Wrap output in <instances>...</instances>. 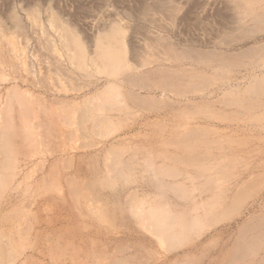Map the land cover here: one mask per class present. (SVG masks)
Here are the masks:
<instances>
[{"label":"bare ground","instance_id":"bare-ground-1","mask_svg":"<svg viewBox=\"0 0 264 264\" xmlns=\"http://www.w3.org/2000/svg\"><path fill=\"white\" fill-rule=\"evenodd\" d=\"M186 1L202 5L201 0ZM260 1L220 0L228 8L215 9L226 24L218 28L225 32L220 40L228 45L263 32ZM136 6L142 21L154 25L161 21L152 14L173 22L181 7L178 0ZM21 19L15 15L14 28L30 40ZM57 21L56 40L33 28L43 48L30 51L38 59V76L27 56L28 41L15 39L0 20V76L10 67L15 80L56 91L53 86L63 78L78 81L77 70L92 79L82 80L77 90L96 86L80 100L27 98L30 88L19 92L18 82H8L4 91L0 87V264H49L41 259L45 256L53 264H264V155L255 158L264 154L255 140L264 138L242 136L248 127L239 121L249 115L256 125L264 122V56L255 53L264 43L221 54L194 47V39H187L193 46L188 47L157 32L147 33L150 49L143 52L144 45L126 39L122 23L112 24L90 44ZM147 26L132 24V32L139 34ZM154 58L170 64L162 61L144 69ZM232 67H247L246 77H231ZM241 81L246 85L235 89ZM215 84L221 85L220 98L201 97L202 103L190 98ZM155 89L162 98L151 93ZM139 110L143 114L136 118ZM122 120L131 122L123 127ZM222 122L231 131L242 129L227 134ZM79 138L80 145H73ZM39 144L49 154L38 152L37 157L31 147ZM59 167L65 171L56 172ZM54 174L61 177L58 182L51 178ZM64 185L67 192H62ZM53 207L63 214L70 209L79 219L77 230L56 211L50 215L47 210ZM131 226L138 231H130Z\"/></svg>","mask_w":264,"mask_h":264},{"label":"rangeland","instance_id":"rangeland-1","mask_svg":"<svg viewBox=\"0 0 264 264\" xmlns=\"http://www.w3.org/2000/svg\"><path fill=\"white\" fill-rule=\"evenodd\" d=\"M6 1L5 0H2L1 1L0 0V2H1L0 5L2 4L0 6V20L3 22L4 26L8 30L9 34L10 33L14 34L15 39L18 37L17 40H19L21 42L23 40H27L28 41L27 44H28V47L29 48H27V50H28L27 56H29L28 59L31 62L34 63V69H35V72H36V74L38 76L41 75V74H39L38 59H35V57L33 56V52H30V51H32V49L34 47L41 45L40 42H38V40L35 41L36 40L35 38L37 37V34L40 33V29L42 30L41 33L43 35H45V36L47 35V37L52 38V40H56V38H59L58 36L60 34V28H57V27L55 28V26H58L59 25V24L57 25V23H58L57 20H59L60 25H62V26H66L67 25V27H71V29H73L75 32H77V34L80 37H82V39H83L84 42H87V43L89 42L90 44H92V42H94L93 39H95L96 37H98V35L101 37L104 34H107L108 32H106V31H108V30H110L112 28V24L113 25H120L121 26V23H122V26H124V29H125V32H126L125 33L126 34V39H129L130 38L135 43L138 42V45L139 46H143L144 45L143 46L144 48L141 47V49L144 50V51L142 50L143 52H145L146 50L149 51L148 49H150V47H146V45H147L146 44V42H147L146 36H148L147 33H149V34H155L157 32L158 33L160 32L162 35L165 34V33H166L165 35H169L170 34L169 37L170 38L172 37L171 39L176 40L181 45H184V46L187 45L188 47H191L192 45L186 43L187 42V39H194L196 41V44L193 45L194 47L197 46L198 48H200L202 50H204V49L205 50H211L212 48H214V49H217L218 51L220 50L219 52L221 54H225V53L226 54L235 53L236 51H240L242 48L244 49L245 47L247 48V47L254 46V45H258L259 46L262 43H264L263 42L264 41V37H263L264 36V34H263L264 31L263 32H259V33H257L256 35H253V36L245 37L243 40L231 41L230 43H228V45H227V43H224L222 40H220L225 35V32H222V31L218 30V28H220V26L224 27V25H226V24L224 23V19L223 18H219L218 16L216 17V15H215L216 10L215 9H217L219 7L220 9L222 8V9L228 10V8H225V5L223 7V4L220 3V0L219 1L218 0L217 1L216 0H213V1L212 0H205V1L204 0H201V4L202 5H196V6L193 5V4H191V3H188V1H186V0H178L179 1V6H181L180 7V15L172 22V20L171 19L168 20V18L165 15H163V14H161L159 12H155L152 15L157 19L158 22L161 21L160 24L159 23L158 24L155 23V25H154V23H150L149 24L146 21H142V19L139 17V16H142V15L138 13V6H136L137 4H142V5H147L148 6V5H150L152 3L153 0H122L124 5L122 4V1H117V0H115L116 3H115L114 0H6ZM141 1H143V3H140ZM3 4L5 6H3ZM127 7L130 8V9H132V11H128L129 13L132 14V16H129L127 14V12H126L127 9H128ZM34 9H35V11H34ZM48 9H49V11H48ZM258 9L260 11L264 9V1L263 0L258 3ZM33 12L36 13V15L35 14L33 15ZM135 12L138 14V17L135 14ZM263 12H264V10H263ZM48 14H49V16H48ZM56 14L57 15L60 14L59 15L60 18L57 17ZM15 15H18L20 18L23 19V20L21 19L22 20V24H24V26L26 28L25 30L27 31V33L30 35V37L32 39H30V40L28 38L26 39L25 38V36H26L25 34H24L25 35L24 36L23 34H19L18 32H16L17 30H15L16 28H14V25H15V22H14ZM51 16H53V17H51ZM179 17H181V18H179ZM51 18H56V22L57 23L54 22L53 25H52L51 24V21H52ZM105 18H107V19H105ZM136 18H138V19H136ZM178 18L180 19V21H179ZM184 18H185L186 21L184 20ZM35 19L37 20V22H36ZM50 19H51V21H50ZM181 19H183L184 21L183 20L181 21ZM202 20H203V22H202ZM39 21H40V23H39ZM63 21H64V23H63ZM174 22H176V23H174ZM218 22H220V23H218ZM38 23H39V25H38ZM135 23H139V24L141 23V24H144V25H148L147 27H149V28H146V30H144L146 33L144 31H142L139 34L133 33L131 26H132V24H135ZM42 24H44L45 26L42 25ZM162 24H164V25H162ZM236 24L237 23H233V24H231V26H234ZM206 25H208V26H206ZM51 26H52V28H51ZM62 26H60V27H62ZM156 26H158V27H156ZM159 26H160V28H159ZM44 27L47 28V29L43 30ZM105 27H107V28H105ZM33 28H35L37 30L34 31L35 29L33 30ZM99 28H102V29L100 30ZM167 28H169L170 30L167 29ZM214 28H216V29H214ZM54 29H56L58 31H56ZM148 29H150V30H148ZM46 30L48 31V34L50 32V35L47 34V31ZM99 30H100V32H98ZM30 31L37 32V34H35L34 32L32 33ZM43 31H45L46 33H44ZM15 34L17 36H15ZM134 34L137 35L138 37L137 36L135 37ZM38 35L41 36V34H38ZM51 35L55 39H53V37ZM143 35H144V37H143ZM84 36H85V38H84ZM133 38L136 39V40H134ZM181 41H182V43H181ZM197 41H198V43H197ZM34 42H36V43H34ZM201 46H202V48H201ZM38 49L42 52L43 51L42 45L39 46ZM256 50H257V48H256ZM256 50H255V53H256V55H258L256 57L263 58V56H264V52H263L264 49L258 50V51H256ZM260 51H261V54H260ZM162 61L163 60H159V59L154 58V61L151 62V65H145L143 68L144 69L145 68L148 69L150 67L153 68V67L157 66L159 63H162ZM44 63H45L44 66L46 67L47 64H48V62L47 63L44 62ZM184 63H186V65ZM162 64H165L166 66H169L170 63L163 61ZM181 65L182 66H185V67L192 66V64H188V62H183ZM198 65H199V67L201 69H206V67L204 66V64H201V65L200 64H197L196 66H198ZM67 66H68L67 67L68 70H70V68H72V66L70 64H68ZM45 67H44V70L43 71H45ZM9 68L10 67H6V68H4L5 71L4 70L1 71V76H0V85H1L0 87H1V89L4 91V89H5L4 86L6 85V87H7L8 86V82H9V84H11L10 82H12V83H14V82L17 83L18 82V86H16V87H18V91L19 92H24L25 91V88H30L31 91L30 92H27V95H26L27 98H33V96L37 97L38 95H41V98H44L45 97L47 99H50V98H48L49 95L50 96L56 95L59 98L66 97L68 99H75V100L79 99L80 100L86 94L85 92L87 90L88 91H95L96 90V86L93 85V84L90 85V86H84V88L82 90H80V91L77 90V89H79L81 87L79 85L80 83L83 84L82 82H84L85 80L87 82L90 78H85L84 76L80 75V72H78L74 68L73 69L75 70V72H74L73 75H76L78 77V81L76 79H75L76 81H73L71 78H70V80H69V78L68 79L63 78V80H59L61 82L63 81V83H59L58 82L59 83V86H57V85L56 86H53L56 91H54V90L52 91L51 89L48 90V89H46V87L44 88V86L41 85V84H39L38 86L33 87V85L32 86L29 85L27 82L22 81V79H20L19 77H17L16 80H15L14 76L11 73V68L10 69ZM143 68H141V69L143 70ZM246 68L247 67H241V68H233L232 67V68H230V70L232 71V69H233L234 71H232L231 74H229V75L231 77H233L232 75H237V77H239L241 79H244L243 77H246V76H243V75H246L247 74L246 73ZM237 69H239V70H237ZM26 73H28V71ZM29 74L31 76V73H29ZM8 75H10V76H8ZM67 75H68V73H67ZM67 75L66 76L64 75V76L65 77H69ZM99 75L102 78V75L101 74H99ZM1 78H4V80H2ZM8 78L10 79L9 81H7ZM82 80H84V81H82ZM89 81H92V79H90ZM103 81H104L103 79L100 81L102 83H101V85L100 84L98 85L99 87H101L103 85V83H104ZM242 82L243 81H241L240 84H238L237 86H235V84H234L233 85L234 88L235 89H238V88H241L244 85H246L245 84L246 82H244V83H242ZM55 83H57V81ZM53 85H54V83H53ZM74 85H76V86H74ZM219 85L220 84L213 85L212 87H210L209 89H207L208 92H207V90L202 91V93L201 92H199V93L193 92V94L192 93L190 94L192 96V97L190 96V98H200V99H197L199 101L198 103L204 102V101H202L203 99H201V97L202 98H209V99L212 97L210 99L211 101H213L214 98H220V96L222 94L220 92V89H218L221 86V85L220 86ZM66 87L69 88V89H67ZM77 87H79V88H77ZM261 89L264 91V82L261 84ZM155 90L156 91H154V92L151 91V93H154L157 97H160V95L162 94L161 90H159V89H155ZM158 90H159V92H158ZM146 91L149 92V90H146ZM168 96H170V98H174L171 92L168 94ZM162 97H163V95H162ZM162 97H160V98H162ZM66 98H64L63 100H65ZM261 98H264V95L261 96ZM21 99H23V98H21ZM40 108L41 107L38 106V109H40ZM141 113L143 114V111L142 110H139L138 112H136V114L134 113V116H136V118H138L139 114H141ZM151 114H152V116H154V114L156 115V113H154V112L151 113ZM134 116H133V118H134ZM125 121L126 120L123 121V125H122L123 127L128 123L129 120H127L126 123L124 124ZM239 121H242V122H240V124L242 123L241 124L242 127H244V128L248 127V128H246L247 130H245V132H244V134L242 136L255 137V136L259 135L260 137H263L264 138V122H262V125H260V126L259 125H256L255 123H253L251 121L249 115H246L242 120H239ZM130 122L131 121H129V123ZM211 122L212 121H210L208 123H211ZM213 123H214V120H213ZM225 123L226 122H224V123L222 122V123H219V124H220V126H223L224 128L226 126V129L228 128V130L225 131L227 134H229V133L236 134L237 132L240 131V129H242V128H240L239 130H237V132H236V130L231 131L230 126L228 127V125L225 124ZM237 123H239V122H234L233 121L230 124L237 125ZM245 123H246V125H245ZM216 124H218V122L217 123L215 122L214 125H216ZM123 127H121V128H123ZM224 128H222V129H224ZM75 142H76V145H80V142H81L80 138L78 140H76V141H73V145H75L74 144ZM253 144H254V142H253ZM39 145H40V148H39L38 145L31 147L32 150H33V148L35 149V150H33V152L34 151L37 152V155H38V152H41L42 153L41 156L42 155H45L43 152H45L47 154L48 153V150H49L48 147L45 144L43 145L44 148L42 147V144H39ZM255 146H264V139L263 140L256 139L255 140ZM78 148H80V147H78ZM263 155L264 154H262V156L261 155H258L260 157H258V156L255 157V158H257L256 160H258V161L262 160L261 158H263ZM39 156L40 155H38L37 157H39ZM258 158H260V160ZM55 171L58 172V173H60L62 171H65V168L64 167H59ZM51 178L52 179H56V182H58L57 181L58 178H61V177L59 176V174L58 175L54 174ZM62 192H67V186L64 185V187L62 189ZM263 194H264V191H263ZM33 207H34V205H32V208ZM27 211H28L29 215H31V214H33L34 209L33 210H27ZM55 211L57 213H59V210L56 207H53V209H51V210H47V212H49L50 215H52V213H53L54 216H55ZM60 214H62L64 217L62 215H60ZM68 215H70V216H68ZM57 216L58 217H62V218H67L66 222L69 221L71 223L70 226H72V227H75L76 226L74 231H76L77 230V227H79V225L77 223L79 221V219H76L75 217H73L72 211L70 209L65 210L64 214L63 213H59ZM233 225L231 227V231L232 232H234L237 229V225L236 224H233ZM130 228H131L130 231H138L137 230L138 227L135 228L134 226H131ZM130 231H128V232H130ZM125 235H127V232H125ZM134 237H135V235L131 239L133 242H134ZM127 239H130V238H127ZM127 239L125 241H127ZM28 250L29 249H26L27 252H29ZM43 258H45V261L47 263L53 264L52 263L53 261H51V259L49 258V256H47V257L46 256L45 257H41V259H43ZM33 264H34V262H33Z\"/></svg>","mask_w":264,"mask_h":264}]
</instances>
